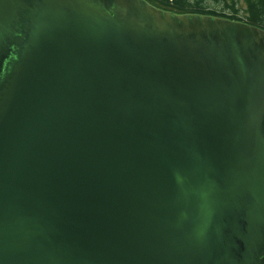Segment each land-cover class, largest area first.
<instances>
[{
    "label": "water",
    "instance_id": "95a60500",
    "mask_svg": "<svg viewBox=\"0 0 264 264\" xmlns=\"http://www.w3.org/2000/svg\"><path fill=\"white\" fill-rule=\"evenodd\" d=\"M0 264H264V28L0 0Z\"/></svg>",
    "mask_w": 264,
    "mask_h": 264
},
{
    "label": "trees",
    "instance_id": "16d2710c",
    "mask_svg": "<svg viewBox=\"0 0 264 264\" xmlns=\"http://www.w3.org/2000/svg\"><path fill=\"white\" fill-rule=\"evenodd\" d=\"M164 9L177 12H199L242 20L264 28V0H213L209 8L206 0H148ZM241 3H244L243 12ZM243 13V14H241Z\"/></svg>",
    "mask_w": 264,
    "mask_h": 264
},
{
    "label": "rangeland",
    "instance_id": "374dc122",
    "mask_svg": "<svg viewBox=\"0 0 264 264\" xmlns=\"http://www.w3.org/2000/svg\"><path fill=\"white\" fill-rule=\"evenodd\" d=\"M206 2H207V5H208L209 8H213L216 5V3L213 0H206ZM240 6H241V10L243 12L244 3H241ZM241 14H243V13H241Z\"/></svg>",
    "mask_w": 264,
    "mask_h": 264
}]
</instances>
